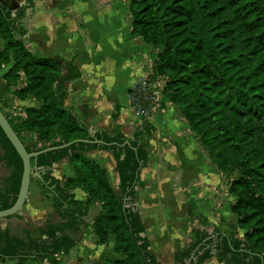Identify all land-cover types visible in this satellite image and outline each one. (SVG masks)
<instances>
[{"label": "trees", "instance_id": "obj_1", "mask_svg": "<svg viewBox=\"0 0 264 264\" xmlns=\"http://www.w3.org/2000/svg\"><path fill=\"white\" fill-rule=\"evenodd\" d=\"M26 10L13 13L0 3V38L5 44L0 71L8 69L0 80L2 112L28 153L76 140L103 143L81 142L32 159L33 166L49 169L45 184L35 180L63 222L48 224L39 239L27 241L0 231V264H61L60 258L78 245L69 234L87 227L84 218L94 207L98 213L91 224L93 234L100 245L113 242L121 256L114 264H160L140 209H134L138 189L146 186L141 171L149 165L146 140L154 136V127L143 121L130 139L116 125L90 136L88 113L80 116L67 106V84L81 77L79 69L73 61L61 64L27 50L20 39L27 34L21 24ZM128 13L132 34L160 51L151 77L168 80L161 110L168 101L178 108L211 163L230 178L229 194L235 198L231 212L237 221L228 225L229 232L197 231L194 243L175 254L174 264H205L213 257L221 264H264V0H128ZM20 74L27 84L14 94L39 103L26 110L23 121L6 111ZM93 150L112 154L120 195L110 173L87 157ZM0 152V163L12 170L0 184L4 211L17 200L24 167L1 128ZM64 159L73 176L55 179L53 164ZM77 189L85 200H76ZM240 230L243 237L238 236Z\"/></svg>", "mask_w": 264, "mask_h": 264}, {"label": "crops", "instance_id": "obj_2", "mask_svg": "<svg viewBox=\"0 0 264 264\" xmlns=\"http://www.w3.org/2000/svg\"><path fill=\"white\" fill-rule=\"evenodd\" d=\"M29 1L0 3L13 13L27 7L21 21L27 34L20 39L31 54L61 64L73 61L79 69L81 77L67 84V106L80 116L88 113L89 129L106 131L116 125L130 139L142 124L132 110L130 90L137 81L152 75L157 57L150 45L132 34L128 0H32L30 5ZM4 46L0 38V50ZM114 114L117 121H113ZM150 124L155 134L146 140L149 165L141 171L146 186L138 189L139 209L158 262L174 264L175 254L194 243L190 234L219 227V220L236 223L237 217L231 212L234 199L218 192L223 184L221 173L174 107L154 116ZM86 155L109 173L116 169L110 152L93 150ZM0 170L5 172L0 176L2 184L12 170L4 162ZM51 170V176L58 180L73 176L67 159L54 163ZM33 187L31 182L22 211L0 220V231L12 238L39 239L48 224L63 222L52 201L38 186ZM74 194L76 200L86 199L80 189ZM97 213L98 208H92L84 218L87 227L69 234L78 245L60 258L61 264H114L121 258L113 242L97 243L91 228ZM203 221L207 226L200 223ZM4 264L16 262L8 260ZM205 264L221 263L213 257Z\"/></svg>", "mask_w": 264, "mask_h": 264}, {"label": "water", "instance_id": "obj_3", "mask_svg": "<svg viewBox=\"0 0 264 264\" xmlns=\"http://www.w3.org/2000/svg\"><path fill=\"white\" fill-rule=\"evenodd\" d=\"M0 128L2 129V131L4 132L8 140L11 142V144L17 151L18 155L20 156L23 162V167H24L17 200L10 209L0 211V220L13 217L22 211L29 197L31 181L33 177L38 179L42 184H45L44 176L49 169H44L43 167H37L36 165L33 166L32 159H37L40 155L46 154L51 151L69 148L71 145L78 144L81 142L82 143H103L98 140H95V141L76 140L74 142L64 144L59 147H52V148H47L39 152L28 153L24 144L22 143V141L20 140V138L14 131L13 127L11 126L5 114L2 112L1 108H0ZM96 133L97 131L89 129L90 136L95 137ZM126 144H129V142H127ZM134 209L139 210V202L134 204Z\"/></svg>", "mask_w": 264, "mask_h": 264}, {"label": "rangeland", "instance_id": "obj_4", "mask_svg": "<svg viewBox=\"0 0 264 264\" xmlns=\"http://www.w3.org/2000/svg\"><path fill=\"white\" fill-rule=\"evenodd\" d=\"M153 49L156 52V57H158V54L160 53V51L155 49V48H153ZM7 71H8V69L6 68V70H2L0 72V80L2 79L3 75ZM167 82H168V80L166 78H164L163 81L161 82V99L164 98L163 92L165 91V87L167 85ZM1 83H3V82H1ZM26 84H27V80H26L25 75L24 74H20L19 75V84L13 89V92L10 95H8L9 99H10V102L8 104V107L6 108V111L12 116V118H14L17 121H23L26 118V115H27L26 114V110L28 108L38 107L39 106V103L34 98H30V99H27V100H19L16 97V94H14L15 92H18V90L24 88V86H26ZM162 105L164 106V109L162 111L167 110L170 107H174L177 110V112H178V108L175 105H173L171 102H169V101L166 102V103L164 102V104H162ZM28 139H30V137L25 138V140H28ZM1 155H2V153L0 152V156ZM4 173L5 172L0 170V176L4 175ZM110 177H111V183H112L113 187L115 188L117 194L120 195L121 192H120V189H119V178H118V174L116 172V169L111 171ZM222 178H223V184H222V187H220V190L218 192L223 193V196L226 197V198H228L227 196L232 197L234 199V201L232 203V205H233L235 203V198L229 194V181H230V178L227 177V176H224V175H222ZM0 182H1V177H0ZM32 184L34 186L33 188H35V186H37L35 177H33V179H32ZM152 223H153L152 221L149 223L150 227H151ZM200 223H203V225L207 226V222L206 221H203V222H200ZM228 225H230V224H227V223L223 222L222 220H219V227H215V228L209 227V230L206 233H211L216 228L218 230L222 231V232L228 233L229 232ZM152 231L154 233H156L154 230H152ZM196 233H197V231L194 234L193 233L190 234L191 238L193 239V242L195 241V234ZM243 235H244V231H242V230L238 231V236L243 237ZM160 241L161 240H159L158 242L160 243Z\"/></svg>", "mask_w": 264, "mask_h": 264}, {"label": "built area", "instance_id": "obj_5", "mask_svg": "<svg viewBox=\"0 0 264 264\" xmlns=\"http://www.w3.org/2000/svg\"><path fill=\"white\" fill-rule=\"evenodd\" d=\"M163 77H147L137 81L130 90L132 110L141 121L150 120L162 112L161 82Z\"/></svg>", "mask_w": 264, "mask_h": 264}]
</instances>
